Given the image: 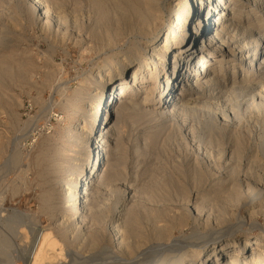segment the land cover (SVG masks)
Returning a JSON list of instances; mask_svg holds the SVG:
<instances>
[{
    "label": "bare ground",
    "instance_id": "6f19581e",
    "mask_svg": "<svg viewBox=\"0 0 264 264\" xmlns=\"http://www.w3.org/2000/svg\"><path fill=\"white\" fill-rule=\"evenodd\" d=\"M30 1L32 12L44 24L53 22L51 5L43 0ZM114 1L117 16L132 23V37L123 41L119 51L103 58L83 81L87 86L79 93L83 105L75 109L78 120L68 131L79 147L78 162L58 171L56 189L49 197L51 227L40 226L29 215L18 212L8 220L11 227L6 223L13 234L18 225L27 228L22 226L25 245L19 250L21 264L108 260L125 264L127 260L115 252L128 259L142 253L149 238L142 231L139 215L128 206L131 198L115 207L118 212L115 218L109 216V223L104 215L111 205L102 199L104 182L112 179L124 161L121 124L126 125L128 115L152 121L181 118L185 134H199L196 150L200 154L196 152L214 173L215 196L195 192L187 201L184 198L189 192L181 189L185 209L197 201L193 215L185 213L171 218L168 225H153L156 239L168 242L174 228H183L191 220L189 235H180L175 245L165 250L166 244L164 253L162 245L143 251L139 261L264 264V0ZM105 3H98L100 9ZM112 13L103 12V18ZM64 22L60 17L58 23ZM248 128L259 130L260 148L250 162L246 161L245 176L234 181L246 154L237 132ZM229 143L232 149L226 155ZM225 155L227 172L221 171ZM59 157L61 152L56 151L54 169L61 166ZM205 174L196 171L198 185L204 182ZM151 198L145 195V199ZM208 202H212L211 208L205 211ZM152 217L159 219L154 211L147 215L148 220ZM107 223L109 234L105 231ZM1 237L0 250L15 252L8 237ZM78 237L90 249L107 243L103 249L106 257L101 251L97 257L80 258L72 248ZM14 257L7 256V262L12 264Z\"/></svg>",
    "mask_w": 264,
    "mask_h": 264
},
{
    "label": "rangeland",
    "instance_id": "374dc122",
    "mask_svg": "<svg viewBox=\"0 0 264 264\" xmlns=\"http://www.w3.org/2000/svg\"><path fill=\"white\" fill-rule=\"evenodd\" d=\"M56 1L57 5L43 0V3L51 5L54 15L53 22L44 24L38 14L32 12L30 0H0V234L5 239L8 237L13 245L15 252H6L15 256L12 264L22 263L19 250L21 252L25 245L23 230L27 228L18 225L17 233L13 234L8 220L18 212L26 217L29 215L28 218L40 226L51 227L49 197L56 189L54 183L59 178L58 171L78 162L79 147L68 131L78 120L75 109L83 105L79 100V93L87 88L83 81L102 63L103 58L119 51L123 41L133 33L132 23L115 13L117 4L114 0ZM99 2L105 3L104 8L100 9ZM103 12L113 13L103 18ZM60 17L65 18L62 24L58 23ZM141 117L128 115L126 125L121 124L124 161L122 167L120 165L122 169L118 167L112 179L104 182L102 199L111 205L104 218L108 217L109 223V216L115 218L117 208L131 198L128 206H132L139 215L142 231L145 230L144 235L149 238L140 252L162 245L160 249L164 253L169 245H175L174 240L189 235L193 221L185 226L187 229L174 228L173 238L168 242L156 239L154 227L168 225L171 218L177 219L185 213L193 215L197 201L189 203L190 207L185 209L181 189L190 193L186 195L187 199L184 198L187 201L195 192L212 197L215 194L212 189L214 173L196 150L200 143L199 134H185L183 123L179 121L181 118L152 121ZM248 129L237 132L244 142L246 154L234 181L245 176L251 157L260 148L259 130ZM227 145L226 155L232 149V143ZM56 151L61 152V166L54 169ZM226 155L221 159V171L225 172L229 171ZM200 168L206 173L204 182L208 181L203 182V186L198 185L194 176L196 171H201ZM145 195L151 196V200L145 199ZM207 204L205 211L211 208L212 202ZM151 211L157 213L159 219L152 217L148 220L147 215ZM107 224L108 230L105 228V231L109 234L111 227ZM105 245L107 243L104 242L100 247L90 249L78 237L72 248L78 251L80 258H89L101 253L104 255ZM2 250L0 264H10L6 259L10 255ZM142 253L129 259L120 252H115V255L127 260L125 264H142L143 260L139 261ZM99 262L111 264L114 261Z\"/></svg>",
    "mask_w": 264,
    "mask_h": 264
}]
</instances>
